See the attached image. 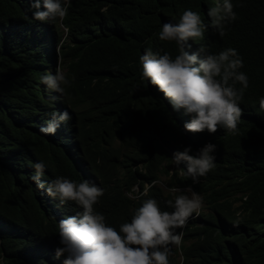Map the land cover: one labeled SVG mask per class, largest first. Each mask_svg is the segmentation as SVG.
Masks as SVG:
<instances>
[{
	"label": "trees",
	"instance_id": "16d2710c",
	"mask_svg": "<svg viewBox=\"0 0 264 264\" xmlns=\"http://www.w3.org/2000/svg\"><path fill=\"white\" fill-rule=\"evenodd\" d=\"M222 2L71 0L63 21L41 22L33 18L31 0H0V264L65 259L55 255L62 247L58 222L82 208L36 186L37 162L45 166V188L66 177L105 189L94 209L117 230L144 200L154 198L171 212L166 201L181 193L170 189L191 188L203 209L176 229L183 239L171 246L169 264H264V0H231L237 19L223 37L207 15ZM185 10L198 12L207 26L202 40L185 44L189 53L234 48L243 60L239 71L249 87L240 101L238 134L223 127L185 130L191 115L142 76L139 57L146 49L179 54L175 41L158 34ZM57 62L71 81L63 93L41 81L56 73ZM64 111L72 119L55 135L40 132ZM206 143L216 145V166L193 183L185 162L172 158L185 147L195 155ZM133 186L147 194L131 199Z\"/></svg>",
	"mask_w": 264,
	"mask_h": 264
},
{
	"label": "clouds",
	"instance_id": "9594fccd",
	"mask_svg": "<svg viewBox=\"0 0 264 264\" xmlns=\"http://www.w3.org/2000/svg\"><path fill=\"white\" fill-rule=\"evenodd\" d=\"M42 3L43 10L41 0H31L32 7L36 9L33 13L35 20L46 22L59 18L63 21L71 0H42ZM207 15L211 18V26L221 37L226 35L227 25L237 19L231 0L217 3ZM206 30L200 14L192 10H185L178 23L165 22L158 34L159 39L175 41L179 45V54L173 58L168 52L160 54L146 49L139 57L142 76L162 92L174 108L183 109L191 115V120L184 124L185 130L215 133L223 127L235 135L238 134V122L243 111L240 101L249 87V80L245 73L239 71L243 60L234 48L203 57L186 50L185 44L189 40H202ZM68 32L65 27V33ZM188 47L191 45L188 44ZM41 81L49 89L60 93L65 91L64 86L71 84L60 70L42 76ZM237 83L240 88L236 87ZM259 106L264 110V98L260 99ZM71 119L68 111L59 113L42 126L40 132L55 135L61 123ZM190 151V147H185L183 151L175 152L172 160L176 165L185 162L186 175L197 183L200 177L215 168L213 153L216 145L206 143L195 155H190ZM34 167L36 174L31 179L38 188L44 189L50 197H58L62 204L72 201L82 208L81 213L69 215L58 222L62 247L55 249V255L65 256L63 264H169L171 246L180 247L182 244L183 233H177L176 229L183 228L193 213L199 215L203 207L202 197L191 188L182 191L173 187L171 192L181 193L174 200L166 201L173 211L161 210L154 198L146 199L135 209L130 222L121 223L117 230L94 209L105 189L87 180L78 183L66 177H57L45 188V183L40 180L44 164L37 162ZM146 194L147 189L141 193L138 186H133L128 195L131 199H140Z\"/></svg>",
	"mask_w": 264,
	"mask_h": 264
},
{
	"label": "rangeland",
	"instance_id": "374dc122",
	"mask_svg": "<svg viewBox=\"0 0 264 264\" xmlns=\"http://www.w3.org/2000/svg\"><path fill=\"white\" fill-rule=\"evenodd\" d=\"M57 66H58V62H57L56 68H57ZM60 67H61V64L59 63V68H60ZM48 68H50V67L48 66ZM57 70H59V69L57 68ZM57 70H56V72H57ZM60 71L63 72L64 69H62V70L60 69ZM190 194H191V193H189V195H190ZM202 209H203V208L200 209V212L202 211ZM196 215H197V214H194L193 216H196Z\"/></svg>",
	"mask_w": 264,
	"mask_h": 264
}]
</instances>
